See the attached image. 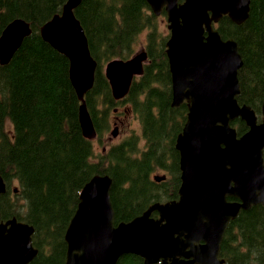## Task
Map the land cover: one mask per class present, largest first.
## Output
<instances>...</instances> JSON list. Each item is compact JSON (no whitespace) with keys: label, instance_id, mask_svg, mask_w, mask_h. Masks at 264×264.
I'll return each instance as SVG.
<instances>
[{"label":"trees","instance_id":"obj_1","mask_svg":"<svg viewBox=\"0 0 264 264\" xmlns=\"http://www.w3.org/2000/svg\"><path fill=\"white\" fill-rule=\"evenodd\" d=\"M66 0H0V33L7 23L22 18L31 33L10 61L0 64V175L6 191L0 195L2 220L16 217L33 227L36 256L27 264H64V233L79 202L83 185L95 174L112 180L109 191L114 224L129 221L166 195L169 185L150 176L167 169L175 183L167 198L176 199L180 184L177 135L186 121L187 105L171 106V76L166 55L168 31L159 30L146 0H82L74 9L96 61L94 83L85 104L98 135L107 128L113 100L102 72L112 59H128L137 35L146 30L143 73L132 81L125 100L139 117L144 145L135 134L112 145L98 162L93 139L81 130L80 100L69 78V61L40 35V26L60 14ZM161 16H165L162 12ZM222 39L236 41L242 59L237 77L239 104L256 114L264 102V0H250L248 18L240 25L223 16L217 24ZM103 96V110L98 103ZM142 95V98H138ZM112 103V104H109ZM232 121L238 134L244 122ZM264 157V149H263ZM16 192H9L11 181ZM23 201L24 212L10 198ZM156 214L155 212L153 213ZM223 264H264V207L253 205L230 220L221 242ZM116 264H143L125 254Z\"/></svg>","mask_w":264,"mask_h":264},{"label":"water","instance_id":"obj_2","mask_svg":"<svg viewBox=\"0 0 264 264\" xmlns=\"http://www.w3.org/2000/svg\"><path fill=\"white\" fill-rule=\"evenodd\" d=\"M81 1L66 0L61 13L43 23L39 32L69 61V78L81 102L80 127L83 135L92 139L96 130L84 98L93 86L96 61L74 15ZM146 1L154 15L164 10L170 30L166 55L171 106L187 103L186 121L175 142L180 168L178 198L154 202L131 220L114 224L109 195L112 180L107 174L93 175L79 193L64 234V264H116L125 254L138 255L143 264H222L220 246L230 220L241 208L264 205V102L260 122L248 105L238 103L237 73L242 59L237 43L222 39L214 27L225 15L242 24L248 18L250 0H217L215 5H209L212 0ZM30 33L29 23L22 18L6 24L0 33V64L10 61ZM145 60L147 52L142 50L133 58L106 63L104 75L113 98L128 93L133 74L143 73ZM119 70L125 73L121 76ZM235 118L247 126L243 134L238 135L231 125ZM115 133L113 130L112 135ZM214 150L222 153L217 161ZM154 179L160 180L157 176ZM5 190L0 175V195ZM153 212H157L156 218L151 216ZM32 233L31 225L15 217L3 221L0 216V264L29 263L37 254Z\"/></svg>","mask_w":264,"mask_h":264},{"label":"rangeland","instance_id":"obj_3","mask_svg":"<svg viewBox=\"0 0 264 264\" xmlns=\"http://www.w3.org/2000/svg\"><path fill=\"white\" fill-rule=\"evenodd\" d=\"M157 23H158V26H159V28H158L159 30H162V31H166L167 30V27H166L167 23H166V20H165V18L163 16L160 15V16L157 17ZM197 27H199V25H197ZM146 32L147 31L144 30V31L140 32L137 35L135 44L133 45L135 54L141 52L142 50H144L143 46L145 45V41H146ZM213 41L214 40H212L211 42H213ZM135 63H136V60H135ZM105 64L102 67V72L103 73H104ZM143 65H144V61L142 62V69H143ZM120 68H122V67H120ZM121 72H122V70H119V73H121ZM139 76H140V74H136V73L133 74L131 82L135 81V80L138 81L139 80ZM114 80L116 81V79H114ZM130 85H131V83H130ZM103 96L104 95L100 96L101 100L98 103V107H97L98 111H104L103 108H104L105 105L102 102L103 101ZM141 98H142V95L138 99L140 100ZM113 100H115V99L113 98ZM115 101H117V102H114L112 107L113 108L116 107V109L119 110L120 113L115 115L111 111V108L109 110H106L107 114H108L107 128L103 129L101 131V134L100 135L97 134V136L93 139V148H94L93 160L95 162H98L100 160V158L104 156L105 151L107 149H109L112 145H115V144L121 142L122 140H124L125 138L131 136L132 134H135V136L138 137V143H139V147L140 148H142L143 145H144V140L145 139L142 136V127H141V124H140L139 117L137 116V114H136V116L134 115L135 112L134 111L132 112V110L130 109V104H129V102H127L125 100V96L122 99L115 100ZM109 104H112V103H109ZM125 113H127L128 115H126ZM238 124H239V122L237 121V125ZM112 129L116 132L115 134H117V136L114 137L113 135H111V130ZM153 175H158L157 177H159L160 180H157V182L165 181V183L169 185L170 189L173 187V185H175V183L172 180V176L168 172L167 169L156 168L150 174V176H153ZM100 183L105 186V180H102ZM17 185H18L17 181H15V180L11 181L10 184H9V187H8L9 188V192H12V188L17 187ZM170 189H168L167 194L161 196V200H158V201L161 202L162 200H167L168 199L167 195H168V192H169ZM10 198L18 205L19 210L21 211V214H22L24 212L23 201L19 197H16L12 193L10 194ZM227 200L236 201L237 198L227 197ZM165 202H168V201H164V202H161V203H165ZM228 208L230 210H233L234 206H228ZM240 210H244V209L241 208Z\"/></svg>","mask_w":264,"mask_h":264},{"label":"bare ground","instance_id":"obj_4","mask_svg":"<svg viewBox=\"0 0 264 264\" xmlns=\"http://www.w3.org/2000/svg\"><path fill=\"white\" fill-rule=\"evenodd\" d=\"M214 1H217V0H212V1H210L209 2V5L210 4H213V5H215L214 4ZM206 3V2H205ZM191 5V4H190ZM217 6L219 7V5L217 4ZM11 39V38H10ZM79 43H81L80 41H79ZM4 49V48H3ZM78 53H80V52H78ZM135 56V53L131 56V58H133ZM125 73V70L121 73V76L123 75ZM115 76H117V75H115ZM112 80L113 79H111L110 81H111V83H112ZM118 80H124L123 78H121V77H119L118 76ZM115 84V83H114ZM113 84V85H114ZM212 148V147H211ZM214 148V147H213ZM216 149H218V148H216ZM210 152V151H209ZM222 157V153L220 152V150L219 151H217V150H214V152H213V158H214V160H216L217 161V159H219V158H221ZM223 160V159H222ZM212 163H213V161H212ZM215 164V163H214ZM216 164H217V162H216ZM215 164V165H216ZM212 167H213V165H211ZM213 170V169H212Z\"/></svg>","mask_w":264,"mask_h":264},{"label":"flooded vegetation","instance_id":"obj_5","mask_svg":"<svg viewBox=\"0 0 264 264\" xmlns=\"http://www.w3.org/2000/svg\"><path fill=\"white\" fill-rule=\"evenodd\" d=\"M121 106V105H120ZM130 109H131V105H130ZM132 110V109H131ZM133 112V111H132ZM118 113H120V111L119 110H114V114L115 115H117ZM126 115H128L127 113H125ZM135 115V114H134ZM136 116V115H135ZM236 120H237V118H236ZM115 124V123H114ZM112 131H113V129L111 130V133H112ZM236 133H237V131H236ZM161 200V199H160ZM169 199H167V200H162L161 202H164V201H168ZM237 201H238V199H237ZM157 202H159V203H161L160 201H157ZM256 205H262L263 206V204H261V203H259V204H256ZM151 216H153V217H156L157 216V213L154 215L153 213H152V215Z\"/></svg>","mask_w":264,"mask_h":264}]
</instances>
